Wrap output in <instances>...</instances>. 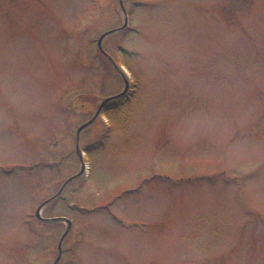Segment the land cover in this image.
<instances>
[{
	"label": "rangeland",
	"instance_id": "rangeland-1",
	"mask_svg": "<svg viewBox=\"0 0 264 264\" xmlns=\"http://www.w3.org/2000/svg\"><path fill=\"white\" fill-rule=\"evenodd\" d=\"M0 264H264V0H0Z\"/></svg>",
	"mask_w": 264,
	"mask_h": 264
},
{
	"label": "water",
	"instance_id": "water-1",
	"mask_svg": "<svg viewBox=\"0 0 264 264\" xmlns=\"http://www.w3.org/2000/svg\"><path fill=\"white\" fill-rule=\"evenodd\" d=\"M126 24H127V23H126V21H125V22H124V25H123V28L126 26ZM106 36H107V35L102 36V37L100 38V40L98 41V46H99V47H100L101 40H102L104 37H106ZM127 89H128V84H127V82H125V90H124V92H123L122 94L116 96V97H112V98L108 99L106 102H110V101H113V100H115V99H118V98L124 96V94L126 93ZM85 127H86V126L82 127V128L78 131V133H79L82 129H84ZM65 235H66V233L63 235V237H62L61 240H63V238L65 237ZM60 244H61V241H60ZM60 244H59V246H60Z\"/></svg>",
	"mask_w": 264,
	"mask_h": 264
},
{
	"label": "trees",
	"instance_id": "trees-1",
	"mask_svg": "<svg viewBox=\"0 0 264 264\" xmlns=\"http://www.w3.org/2000/svg\"><path fill=\"white\" fill-rule=\"evenodd\" d=\"M121 102H126L125 98L120 99L118 101H115L114 103H111V104L104 106L103 107L104 108V114H106V115L111 114L112 113L111 111H113L116 108L115 106H117V104H120ZM86 151H88V150L86 149Z\"/></svg>",
	"mask_w": 264,
	"mask_h": 264
}]
</instances>
